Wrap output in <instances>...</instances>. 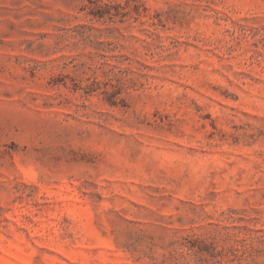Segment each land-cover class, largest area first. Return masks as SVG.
<instances>
[{"label":"rangeland","instance_id":"374dc122","mask_svg":"<svg viewBox=\"0 0 264 264\" xmlns=\"http://www.w3.org/2000/svg\"><path fill=\"white\" fill-rule=\"evenodd\" d=\"M0 264H264V0H0Z\"/></svg>","mask_w":264,"mask_h":264}]
</instances>
